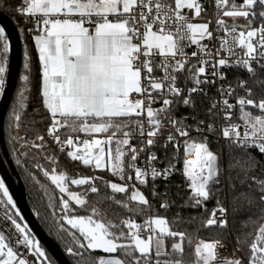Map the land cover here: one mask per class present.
I'll return each instance as SVG.
<instances>
[{
    "label": "snow or ice",
    "instance_id": "snow-or-ice-1",
    "mask_svg": "<svg viewBox=\"0 0 264 264\" xmlns=\"http://www.w3.org/2000/svg\"><path fill=\"white\" fill-rule=\"evenodd\" d=\"M215 7H224L223 17L234 20L244 17L248 22L229 26L224 19L217 17L216 29L230 33L233 39L231 45L226 38L221 39L220 50L216 54L219 58L212 60L205 57L214 54L207 45L200 43L204 39H216L210 29L211 21L193 23L181 14L182 9H195V16L200 17L202 6L198 0H21L16 11L33 25L28 31L36 33L41 103L47 113L44 118L47 121L46 135L60 152L70 149L66 155L73 161L103 170L114 159L115 163H111L113 175L118 174L121 181L131 180L132 176L124 175L123 158L130 153L131 161L135 162L139 152L144 151L131 144L135 134H139L141 143L147 137L146 146H156L161 143L158 137L163 135L165 126L170 125L172 130L163 146L167 149L171 144L178 150L177 137L188 138L192 131L198 135H203L205 129L214 131L212 124H206L197 115L191 117L195 122L194 129L183 119H176L172 114L174 104L194 107L197 97H206L211 101L206 115L213 120L218 112L224 114V119H231L232 111L237 107L240 109L243 131L241 124L233 123L222 132L229 142L228 149L241 152L239 157H231L226 169L221 158L210 150L207 137L199 143L185 141V154L191 155L194 150L196 155L195 160H184V175L191 181L190 206L201 208L205 202L215 198L216 207L201 226L226 228L228 209L219 198L223 191L221 177H224L229 191L237 193L232 198L233 211L240 201L251 205L258 200L264 204V179L253 175L254 171L264 169V160L258 158L264 157V97L257 100L250 87L251 83L264 90V0H242V6L230 3V0H215ZM253 19L260 20L258 27L253 26ZM237 28L241 29L238 35ZM185 40L197 45L199 51L185 52ZM237 45L239 53L234 51ZM9 50L6 30L0 27V94L5 90ZM222 50H227V58L219 54ZM241 55L242 58L231 60ZM192 58H195V63L191 62ZM234 66L239 67L246 78H239L235 87L230 82L225 87L223 81L226 76L220 69ZM24 68L30 73L28 62ZM161 71L163 74L158 76ZM181 78L193 86L187 90L181 88ZM21 80L27 85L30 74L22 75ZM217 80L221 81L217 92L224 97L219 101L208 96L204 87L215 86ZM230 98L236 100V104L230 103ZM27 99L24 90H20L11 113L17 126L22 121L21 112ZM158 101L162 107L154 108ZM249 106L258 110V114L245 111ZM33 123L37 121L33 120ZM146 123L150 126L147 132ZM74 133L89 136L105 134L106 138L79 141V136L74 137ZM13 139L22 140V147L34 148L38 152L48 146L42 134L36 135L35 140L39 143L23 137ZM113 143L114 157L110 147ZM46 158L53 162L56 160L55 156ZM156 159L155 154L150 153L149 160ZM16 163L20 164V161ZM35 166L61 194L68 193L66 174H56L55 169H45L39 163ZM129 167L135 168V179L140 184L147 183L145 170L136 167L135 163ZM173 170L171 162L163 171L152 167V179L161 177L167 180ZM98 179L102 177L86 176L71 179V184L88 185L92 193H98L94 183ZM105 187L110 188L113 194L128 192L127 184L105 182ZM68 195L69 199L60 198V218L70 229L76 230L72 236L77 247H70L67 251L79 257L77 264H184L183 242L187 234L173 230L165 218L158 215L149 217L143 224L132 219H125L121 224L107 219L101 222L93 219L99 214L95 207L92 215H77L69 200L81 207L86 201L76 193ZM153 195L159 196L154 189ZM105 198L136 215L145 214L151 207L148 198L138 189L133 190L129 197L139 205L136 208H130L127 202L116 199L115 195L108 197L106 194ZM0 205L4 206L5 218L11 221L19 234L13 242L10 236L0 231V264H46L49 258L40 242L31 235L27 224L18 222L17 218L22 220L19 211L9 214V206L16 209V204L3 178H0ZM171 206L166 200L160 205L165 210ZM142 229L147 230L146 238L141 237ZM169 239L172 240L170 251L166 250ZM237 242L240 243L239 237ZM187 243L190 246L191 239ZM17 246L30 252L32 260L29 261ZM218 247H223L219 241L206 243L200 240L194 249V264H215L222 259L216 252ZM174 254H178L175 259L172 258ZM223 264H244V260L233 254L232 259H223ZM248 264H264V225L258 228L254 242L250 244Z\"/></svg>",
    "mask_w": 264,
    "mask_h": 264
},
{
    "label": "trees",
    "instance_id": "trees-1",
    "mask_svg": "<svg viewBox=\"0 0 264 264\" xmlns=\"http://www.w3.org/2000/svg\"><path fill=\"white\" fill-rule=\"evenodd\" d=\"M21 4V0H0V10L4 11L15 23L22 42V64L20 68V74L16 87L13 92L7 113L4 119V143L5 149L8 154V159L2 149H0V155L7 167L10 170V165H13L17 170L22 182L27 189V198L30 208L43 231L52 239H54L60 246V249L65 254L71 264H77L79 257L71 255L67 249L76 248L74 244L72 233L76 230L70 229V226L66 225L61 220L62 209L60 206V198L63 196L64 199H69L64 194L59 192V189L51 183V180L44 177L42 172L36 168V164L39 163L45 169H55L62 171L68 177L66 182L69 183V188L76 190L81 195L86 203L83 207L75 204L74 201L69 200L70 206L75 209L77 215H92V208L98 209V215L93 218H101L102 216L111 220L113 223L121 224L125 219H132L136 223L143 224L145 220L152 216L164 217L168 222L169 226L173 230L186 232V238L184 243V253L182 259L184 264H191L196 260L194 249L200 240L211 242L215 240L223 241L230 246L233 252H235L234 246L240 249L242 255L249 259L250 248L249 245L254 242L255 235L258 233V228L264 225V204H260L254 201L251 205L247 201H240L236 205V210L233 211L232 198L237 193L235 191L230 192L226 186L224 177H221L223 191L219 194V198L222 204L227 205L228 208V225L226 228L213 227H202V221L210 216L211 211L216 207V199L213 198L205 202L204 207L192 208L190 205L191 201V181L187 176L184 175V144H181L179 149L169 147L167 150L166 159L172 163L174 157H178L177 163L174 165V170L171 176L167 180L163 178L149 182L147 185L140 187L142 193L148 198L150 208L145 214L136 215L135 213L129 212L127 208H122L117 205L108 197L115 195L116 199L123 202H127L130 208H136L139 205L135 201H130L129 197L132 192L133 185L138 184L135 180L121 181L119 175H113V170L104 168L103 170L95 169L92 166H85L80 161H73L70 157H67L66 152L70 149H65L64 152H60L51 138L46 135L47 121L44 118L47 116L45 109L41 103V79H40V64L38 59V51L35 47L34 35L35 32H29L30 24L26 22V18L19 15L16 11L17 5ZM28 62L30 64V73H27L24 64ZM237 70L233 75L232 81H235L241 77H245V73L240 69ZM234 70V71H235ZM24 74H30V81L25 85L21 77ZM255 98L259 100L264 97V90L260 87L252 85ZM24 90L25 97L28 99L25 102V107L21 112L22 121L17 126L14 119L11 117L13 108L16 106V97L20 90ZM209 107V99L206 97H197L195 106H185L183 111L192 112L198 116V119H207V110ZM245 111H251L253 114H258V110L251 108L245 109ZM241 111L237 112L236 118L242 120ZM212 120L211 117L208 116ZM36 120L37 123H33ZM39 121H44L40 123ZM243 121V120H242ZM45 135L47 145L43 150L37 151L36 149L29 150L26 147H22V140L13 139L14 137H23L28 141H36V135ZM73 134V135H80ZM134 147L139 149L138 144H132ZM209 148L221 158V163L226 169L231 157H239L241 155L240 150L232 149L229 150L226 147L223 152L221 151L220 144L210 140ZM127 151V150H126ZM26 153V154H25ZM140 154V152H139ZM138 154V155H139ZM177 155V156H176ZM56 157L55 162L47 159L46 157ZM45 157V158H44ZM264 160V157H258ZM19 160L20 164L16 161ZM124 160V175L125 177L131 176L132 168L129 165L131 161V154L128 153L123 158ZM258 179H264V169H258L253 172ZM102 177V179L95 180V185L98 187V193H92L89 190L88 185L76 186L71 184V179H78L82 177ZM111 180H119L128 185L127 193L113 194L111 189L105 187V182ZM139 187V186H138ZM255 187V185H253ZM153 189L159 194L153 195ZM163 196V199L160 198ZM165 200L172 206L165 210L160 207L161 203ZM205 208L207 211H205ZM68 229V231H64ZM127 228L123 230L126 231ZM78 235V232L76 233ZM239 237L240 243L237 242ZM191 239L192 243L189 246L187 241ZM127 243V241H124ZM172 240H167V249L171 250ZM43 246V245H42ZM44 247V246H43ZM46 249V247H44ZM49 259L54 264H59L55 257L46 249ZM178 254L172 256L176 258Z\"/></svg>",
    "mask_w": 264,
    "mask_h": 264
},
{
    "label": "built area",
    "instance_id": "built-area-1",
    "mask_svg": "<svg viewBox=\"0 0 264 264\" xmlns=\"http://www.w3.org/2000/svg\"><path fill=\"white\" fill-rule=\"evenodd\" d=\"M232 2H234L237 6H242V0H230V3H232ZM198 3H200L202 6V12H201L200 17L195 16V9H182L181 14L184 15L190 22H193V23H207V22L211 21L210 29L213 30L214 36L216 37V39H214L213 41H209L207 39H204V40H201L200 43L202 45H207L208 49L211 50V52L214 54L213 56L205 57L206 59H209V60H212L214 58L218 59L219 55H216V54H217L218 50H220L221 39L226 38L229 41V45H231L233 37L230 33H223V32L218 31L216 29L215 21H216L217 17L219 16V18L224 19L229 26H231L233 23L245 25L248 21L244 17H238V18H235V20L231 17H223L222 12L225 9H224V7L217 9L215 7V0H198ZM225 7H227V6H225ZM259 25H260V20L259 19H253V26L258 27ZM31 28H33L32 24H30V26H29V29H31ZM240 30H241L240 28H237V33H236L237 35H238ZM197 39H199L198 36H197ZM184 50H185V52L190 54L192 51H199V48L197 45L190 44L188 42V40H185ZM234 51H236L238 53L240 52V48L238 45L234 48ZM219 54L224 56L225 58H227L229 55L227 50H222V51H220ZM201 55H203V53H201ZM7 58L9 60V52L7 54ZM240 58H242V55L232 57L231 60L234 61V60L240 59ZM191 62L195 63V58H192ZM235 69H240V68L234 66V67H230V68L220 69V71L226 76V80L223 81L225 87H227L229 82L232 84L233 87H235V85L238 81V79L235 81H232L233 75L237 71ZM208 71L209 72L211 71L210 67L208 68ZM162 74H163L162 71L157 73L158 76L162 75ZM6 76H7V74H6ZM220 84H221V81L217 80L216 85L213 87L204 86L205 91L208 93V96L214 98L217 101L224 98V97H221L217 92V89L220 87ZM179 86L181 88H185V90H187L188 88H191L193 86V84L191 82L186 83L183 80V78H181V80L179 82ZM5 87H6V83H5ZM239 94L244 95L243 92H240ZM1 96H2V94H0V98H1ZM210 103H211V101L209 100V104ZM230 103L236 104V100L230 98ZM153 107L154 108H160V107H162V104L158 101L156 104L153 105ZM184 107H185V105H183L182 103L174 104L172 114L174 115V117L176 119H183L184 123L192 125V127L194 129L195 128V122L191 119V117L194 114L192 112H189V111H183ZM239 110L240 109L238 107L236 109H234L232 111L231 119H228V120L224 119V114L222 112H218L216 114L215 120H213V119L211 120L210 118H208V116H206L207 119H203V121L206 124H212L214 127V131L209 132L207 129H205L203 135H198L195 131H192L190 134V137H188V138L177 137V139L179 140V145L184 144V150H185V141L186 140L189 144L199 143V142H202L205 137H207L208 143L210 140H212V141L216 142L217 144H220L221 151L223 152V150L227 147V145L229 143L228 140L222 134L223 129L225 127H228L230 124L239 123V124H241V131H243V121L236 118V114H237V112H239ZM149 127L150 126L146 123L145 124V132H147ZM171 130L172 129H171L170 125L165 126L163 135L158 137V139L161 141V143L156 145V146H146V140H147L146 136L144 137V143H141L138 133L135 134L133 136V138L131 139V141H130L131 144H138L140 147L139 149H144V151L140 152V154L138 155V159L132 163H135L136 167H139L140 169L145 170L147 172V177H146L147 183L146 184H140L135 179V168L131 167L132 168L131 176L133 177V180H135V182L138 184L139 187H143V186L147 185L149 182H153V181L161 178V177H158L155 180L152 179V176H151V168L152 167L156 168L157 170L163 171L165 168H167L169 166V162L166 159L167 150L163 146V143L166 140L168 132ZM61 132H63V130H61ZM73 136L76 137L77 135H73ZM78 136H79V141H83L84 139L90 138L89 135H87V134H80ZM62 139H63V135H62ZM80 144H82V143H78V145H80ZM169 147L176 148L171 144L168 145L167 149ZM150 153H154L155 156L157 157V159L155 161L149 160ZM185 159L195 160L196 159L195 151L193 150L191 155L185 154L184 160ZM172 163H173V165H175V163H177V157H174V159H172ZM191 195H192V192H191ZM224 207L227 208V205H225ZM219 215H220V213L217 212V216H219ZM227 219H228V213H227ZM0 231H3L6 236H10L13 242L15 241L16 238L19 237V234L15 232L14 226L11 225V221L7 220L5 218V215L2 212H0ZM146 232H147L146 229L141 230V237L142 238H146V236H147ZM215 241H219V240H215ZM211 242H214V241H211ZM219 242L223 245V247H218L216 249V252H217L218 256L220 258H222L221 261H223V259H232L233 254H235L236 257L243 258L244 264H248V259H246L240 251H236L237 248L235 246H234L235 252H233L228 244H226L223 241H219ZM17 247H19L20 252L29 261L32 260V255L30 252L26 251L22 246H17ZM249 248H250V245H249Z\"/></svg>",
    "mask_w": 264,
    "mask_h": 264
},
{
    "label": "water",
    "instance_id": "water-1",
    "mask_svg": "<svg viewBox=\"0 0 264 264\" xmlns=\"http://www.w3.org/2000/svg\"><path fill=\"white\" fill-rule=\"evenodd\" d=\"M0 26L5 28L10 45L8 60L9 70L6 76V87L0 98V149L3 150L5 157L8 159L9 157L4 143L3 124L20 74V68L22 64V42L15 23L4 11L1 10ZM10 170L11 172L7 169L0 155V174L3 177L6 186L9 188V191L12 194L17 207L19 208L21 215L31 228L35 237L44 247H46V249L50 251L59 264H71L60 249L59 244L54 239L49 237L38 224L28 203L27 189L22 182L21 177L13 165H10Z\"/></svg>",
    "mask_w": 264,
    "mask_h": 264
},
{
    "label": "rangeland",
    "instance_id": "rangeland-1",
    "mask_svg": "<svg viewBox=\"0 0 264 264\" xmlns=\"http://www.w3.org/2000/svg\"><path fill=\"white\" fill-rule=\"evenodd\" d=\"M89 137H90L89 139H92V138L104 139V138H106L105 134H94V136H89ZM78 146L81 147V148L83 147L82 144H80V145H78ZM110 147L113 149V157H114V156H115V151H114V149H115V144L113 143V145H111ZM126 150H127V149H125V151H126ZM44 158H45V157H44ZM111 163H115V160L113 159ZM111 163H107L106 166H105V168H109L110 170H113V169L111 168ZM113 171H114V170H113ZM60 173H64V172L56 170V174H60ZM64 174H65V173H64ZM0 178H1V177H0ZM110 182L120 183V184H125L124 182H121V181H119V180H111ZM65 183H66L67 188H68V193H76V194H78V192H77L76 190H73V189H70V188H69V183H68V182H65ZM135 189H138L140 192H142L141 189H140V187H138L137 185H133V187H132V191L135 190ZM9 193H10V191H9ZM68 193H64V195L67 196V197L69 198ZM10 195H12V194L10 193ZM78 195H79V194H78ZM12 197H13V196H12ZM13 200H14V198H13ZM14 202H15V200H14ZM74 202H75V201H74ZM15 204H16V203H15ZM17 210L19 211V208L17 207V205H16V209H11L10 206H9V208H8L9 214H13V215H14L15 211H17ZM0 212H2V213L5 215V209H4V206H3V205H0ZM19 213H20V211H19ZM20 217H22V220H21L20 218H17V217L14 216V218H17L18 222L22 223V225H23V224H27L26 221L24 220L23 216L21 215V213H20ZM152 217H155V216H152ZM160 217H161V216H160ZM161 218H164V217H161ZM96 220L103 222V221L106 220V219L102 216L101 218H97ZM27 226H28V228L30 229L31 235H32L36 240H38V239L35 237L34 233L32 232V230H31V228L29 227L28 224H27ZM126 231H127V229H126ZM146 235H148L147 232H146ZM38 241H39V240H38ZM39 242H40V241H39ZM127 242H128V241H127ZM204 242L209 243V242H207V241H204ZM40 245H41L42 249L46 252V249L42 246L41 243H40ZM46 254H47V252H46ZM47 257H48V254H47ZM48 258H49V257H48ZM46 264H54V263L49 259V260L46 262ZM191 264H194V262H192ZM215 264H223V261H221V259H220V260L216 261Z\"/></svg>",
    "mask_w": 264,
    "mask_h": 264
},
{
    "label": "crops",
    "instance_id": "crops-1",
    "mask_svg": "<svg viewBox=\"0 0 264 264\" xmlns=\"http://www.w3.org/2000/svg\"><path fill=\"white\" fill-rule=\"evenodd\" d=\"M36 34V33H35ZM35 36V35H34ZM82 134H84V133H82ZM93 219H95V218H93Z\"/></svg>",
    "mask_w": 264,
    "mask_h": 264
},
{
    "label": "flooded vegetation",
    "instance_id": "flooded-vegetation-1",
    "mask_svg": "<svg viewBox=\"0 0 264 264\" xmlns=\"http://www.w3.org/2000/svg\"><path fill=\"white\" fill-rule=\"evenodd\" d=\"M0 177L3 178V177L1 176V174H0Z\"/></svg>",
    "mask_w": 264,
    "mask_h": 264
}]
</instances>
